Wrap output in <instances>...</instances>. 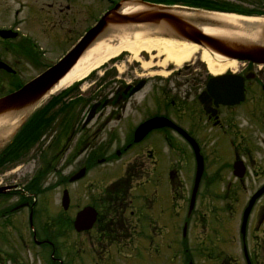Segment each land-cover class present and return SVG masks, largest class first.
I'll return each instance as SVG.
<instances>
[{
	"label": "flooded vegetation",
	"instance_id": "af4514ba",
	"mask_svg": "<svg viewBox=\"0 0 264 264\" xmlns=\"http://www.w3.org/2000/svg\"><path fill=\"white\" fill-rule=\"evenodd\" d=\"M87 1L108 5L113 0ZM207 1L210 7L264 17V0ZM83 12L84 0H0V30L15 33L0 36V98L53 64L44 60L47 49L39 47L33 33H24L47 34L48 47L67 44ZM120 60L4 121L10 132L0 144V236H16V264H26L20 254L37 248L64 264L73 220L85 206L96 211L95 222L90 231L74 234L88 245L91 264H185V255L163 237L157 222L172 225L184 218L175 204L194 187L195 205L187 217L202 205L205 212L196 218L204 219L217 202L242 218L258 194L248 222L264 223V64L237 60L212 73L196 58L175 69L168 66L166 76L154 71L151 78L138 79L116 74ZM155 117H167L179 129H154L135 141V129ZM164 143L169 150L163 159L158 151ZM118 160L126 161L123 183L98 191L96 185ZM69 162L85 168L86 175L70 182ZM164 172L169 197L161 201L157 192ZM64 190L67 209L61 202ZM140 223L145 224L141 236H130L131 226ZM156 239L153 250L150 242ZM242 251L243 259L235 263L264 264L263 250ZM206 257L213 263L222 260V253L206 252Z\"/></svg>",
	"mask_w": 264,
	"mask_h": 264
},
{
	"label": "rangeland",
	"instance_id": "374dc122",
	"mask_svg": "<svg viewBox=\"0 0 264 264\" xmlns=\"http://www.w3.org/2000/svg\"><path fill=\"white\" fill-rule=\"evenodd\" d=\"M114 1V0H113ZM106 2H101V3H92L89 2L87 0H84V12L79 13L78 16V22L75 21L74 24V32L76 33V35L73 37V41L75 39H77V37L79 35L83 34V30L85 28H87L89 25H91L93 23V20L97 18L98 16V12L101 10L103 11V9L106 6ZM33 36L37 39H40L41 41L38 42L41 45L42 49H47L45 55H44V60L46 61L47 59H55L58 58L62 52H64V50L67 49V47L70 45H64L63 47H57L53 46V44H51L49 47L50 49H48V45H45V40L40 38L39 35L35 32H33ZM53 43V41H52ZM45 49V50H46ZM155 53H151L150 55L146 54V53H140L138 58L134 59L132 57V55L130 53H122L120 55V62L119 63V68L116 71V74L121 73H127L129 76H131L132 78H146L153 75V73H160L163 75H167L170 71L166 68L168 65L171 69H175L177 68V65H173L170 64L169 62L166 63V65L164 67H160V68H156L154 66H159L158 64H160V62L157 60L162 59V57H158V58H153ZM150 56V57H149ZM199 56L198 54H195L193 58L189 59L188 61H186V63L193 61L194 59H196L195 57ZM184 64V62L182 63ZM181 64V65H182ZM219 64V63H218ZM179 65V66H181ZM107 66V65H106ZM225 69L224 66H220L214 63V68L212 69L213 72L215 73H220L223 72ZM104 71L103 67H100L99 69L95 70V72L92 74L94 75L95 73H102ZM156 71V72H154ZM107 72H111L110 70H107ZM147 73H149L148 75H146ZM161 148V145H160ZM167 150V149H166ZM161 151H163V149L161 148ZM158 155H160L158 153ZM162 157L165 158V153H162ZM121 163H124V161H119L118 163L115 164V167L118 168V166H122ZM114 166H110L108 167L106 173H108V170L111 172L114 168ZM104 167H101V169H103ZM159 168V167H158ZM69 172H75L77 170L80 169V166L78 165V163H72L69 162ZM109 172V173H110ZM120 174L119 171H115L111 173V176L117 177ZM105 177H108V175H106ZM163 177V181L162 179L159 180V184H161L159 191L157 192V194H160V199L161 201H164L166 199V197H168L169 193H168V189L166 187V174L164 173L162 175ZM103 181L99 184L96 185V189L97 190H101L106 184H107V180H104V178H102ZM183 199V197H182ZM201 200V197H200ZM187 204H188V198H185V201L180 200L178 203H176L175 205L180 206V210L184 213L185 211H187ZM200 204V203H199ZM211 213L208 215V217H204V219L200 218L197 219V214H201L203 212H205V209L203 208L202 205H198L196 212L194 213V216L192 218L189 219V221L187 222V232H186V239L183 242V237L182 242L180 244V237L179 235L176 236L177 239H175V235L174 232L172 230L173 226L171 225L170 222L165 221V220H159L157 223L159 224V227L163 228L165 226H169L170 229V234L169 235H165L163 234V236H166L165 239H170L171 242H169V244L171 245L172 243V247L174 245H181L180 248L181 251L182 250H188L187 254L188 257H186V262L185 264H187V261L191 260V255H197L194 257H192L193 260V264H207L205 261L203 262V259H205L204 257H206V252L209 253L211 251L214 252H220L221 250H223L222 252V260L221 259H217L215 260V262H213L212 264H239V263H235L233 260L237 261V260H241L242 258H240L241 256V250L243 248V244L245 246V248L247 249V253L250 255L252 253V251L260 249L264 251V223L260 226H256L254 225L253 222H251L249 224H247V228H246V236H245V241H241V236L239 234V227H240V220L241 218H238V216H232L230 212H226L224 211V209L222 207H220V205L217 202L212 203L211 205ZM233 211H236L233 210ZM151 213V211H150ZM156 213L155 211L153 212V214ZM228 218V219H227ZM239 219V220H237ZM145 227L144 223H140L139 227L134 226V224L131 226V232L134 233V229H135V234L134 236H140L141 233L139 234V232H143ZM260 227V228H259ZM182 228V222L178 225L177 227V232H180ZM258 228L260 229V231L258 232ZM176 229V226H175ZM138 232V233H137ZM6 239H12L11 236H0V251L2 252H6L7 247V241ZM13 241L9 240V243H12ZM72 242V241H70ZM150 248L151 249H157L158 247V241L157 239L154 240L153 242H150ZM184 244V246H183ZM164 249V248H163ZM165 250V249H164ZM202 252L201 256L198 255V253ZM23 254V255H22ZM32 252L31 251H25L24 253H21L22 257H31ZM71 253L69 254L70 257ZM250 257V260L252 261V257ZM12 258V257H11ZM42 258V257H41ZM38 255H34L32 256L31 260H33V263L31 261V264H44V262L42 261L43 258L41 259ZM202 258V259H201ZM207 258V257H206ZM9 258L7 256H2V253L0 252V264H4L2 262H6ZM13 259V258H12ZM140 260H142V258H140ZM184 260V259H182ZM68 261V260H67ZM195 261V263H194ZM209 262V261H208ZM70 264H87V258L85 256L84 250L82 249H75L71 255V260L69 261ZM68 263V264H69ZM12 264V263H10ZM16 264V263H14ZM29 264V263H28ZM45 264H53V263H48L45 262ZM244 264V263H243Z\"/></svg>",
	"mask_w": 264,
	"mask_h": 264
},
{
	"label": "water",
	"instance_id": "95a60500",
	"mask_svg": "<svg viewBox=\"0 0 264 264\" xmlns=\"http://www.w3.org/2000/svg\"><path fill=\"white\" fill-rule=\"evenodd\" d=\"M206 27L225 29L229 26L199 15H188L179 8L153 5L139 0L121 1L112 10L106 12L57 65L12 97L1 100L0 113L9 109L3 108L2 105L6 103L8 106H13L18 101L22 102L29 98L31 104H34L76 64L92 45L108 39L114 34L145 32L152 36L196 43L209 51L226 57L264 63L263 45L240 37L210 34L204 31ZM161 125L171 126L168 123ZM78 177L80 175L76 178ZM92 221L93 216L86 209L78 214L75 228L77 231L88 229L91 227ZM245 221L246 218H244L241 227L242 232Z\"/></svg>",
	"mask_w": 264,
	"mask_h": 264
},
{
	"label": "bare ground",
	"instance_id": "6f19581e",
	"mask_svg": "<svg viewBox=\"0 0 264 264\" xmlns=\"http://www.w3.org/2000/svg\"><path fill=\"white\" fill-rule=\"evenodd\" d=\"M220 20L232 23L235 20L241 22L239 34L242 36L258 37V32H253L251 29L255 28L251 22L255 19L240 18L228 15H216ZM245 23V24H244ZM247 25L251 28H247ZM209 33H223V30L214 28H204ZM144 33V32H142ZM142 33H122L118 34L117 40L119 43L111 45L109 42H100L89 50H87L82 57L78 60L77 64L71 69V71L60 80L56 86L57 89H61L69 86L70 84L82 80L91 74L94 70L100 68L103 64L109 60L118 57L121 53L127 52L132 55L134 59L138 58L140 53H146L150 55L155 53V58L163 57L160 61V66L164 67L166 63H172L174 65H181L183 62L193 58L195 54H200L201 60L207 64L212 70L214 68L215 60L212 59L210 54L206 50H201L197 45L168 40L164 38H150L145 37ZM229 66H234V61L227 62Z\"/></svg>",
	"mask_w": 264,
	"mask_h": 264
}]
</instances>
